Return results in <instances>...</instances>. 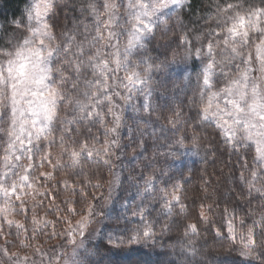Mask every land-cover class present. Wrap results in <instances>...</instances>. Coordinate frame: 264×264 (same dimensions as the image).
<instances>
[{
	"label": "snow or ice",
	"instance_id": "6c2138e0",
	"mask_svg": "<svg viewBox=\"0 0 264 264\" xmlns=\"http://www.w3.org/2000/svg\"><path fill=\"white\" fill-rule=\"evenodd\" d=\"M21 3L0 264H264V0Z\"/></svg>",
	"mask_w": 264,
	"mask_h": 264
},
{
	"label": "trees",
	"instance_id": "16d2710c",
	"mask_svg": "<svg viewBox=\"0 0 264 264\" xmlns=\"http://www.w3.org/2000/svg\"><path fill=\"white\" fill-rule=\"evenodd\" d=\"M0 5H3V12L9 17H11L13 13L17 12V10L22 7L21 0H7L6 3L5 0H0ZM128 152L131 153V149H128ZM125 163H127V160H125ZM134 163L135 162H133V165ZM131 166L132 165H130V167ZM192 194L193 193L190 192V195Z\"/></svg>",
	"mask_w": 264,
	"mask_h": 264
},
{
	"label": "rangeland",
	"instance_id": "374dc122",
	"mask_svg": "<svg viewBox=\"0 0 264 264\" xmlns=\"http://www.w3.org/2000/svg\"><path fill=\"white\" fill-rule=\"evenodd\" d=\"M16 218L17 219H21V220L23 219L22 217H16ZM9 239H12V237H9Z\"/></svg>",
	"mask_w": 264,
	"mask_h": 264
}]
</instances>
